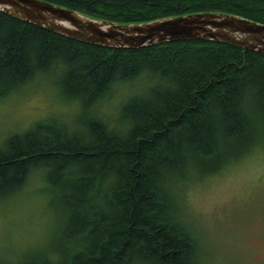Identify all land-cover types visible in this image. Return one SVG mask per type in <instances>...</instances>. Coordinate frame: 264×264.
Masks as SVG:
<instances>
[{
	"label": "clouds",
	"instance_id": "1",
	"mask_svg": "<svg viewBox=\"0 0 264 264\" xmlns=\"http://www.w3.org/2000/svg\"><path fill=\"white\" fill-rule=\"evenodd\" d=\"M7 34L0 30V39ZM25 51L30 74L11 86L0 83V156L14 137L42 128L85 147L97 143L94 125L128 141L144 123L133 106L161 107L182 89L176 66L156 68L140 59L134 71L115 67L102 91L93 84L88 92L70 94L65 81L85 73L91 62L86 53L75 61L56 55L45 67L39 42H26ZM205 134L208 152L192 137H181L172 158L159 162L152 176L165 214L192 243L184 264H264V67L241 79L228 108L209 104ZM92 167L84 160L63 166L43 160L28 166L21 183L0 190V264H69L90 239L78 224L94 212L112 211L105 194L117 183L113 173L100 180L99 191L75 199ZM129 264L147 262L134 251Z\"/></svg>",
	"mask_w": 264,
	"mask_h": 264
},
{
	"label": "trees",
	"instance_id": "2",
	"mask_svg": "<svg viewBox=\"0 0 264 264\" xmlns=\"http://www.w3.org/2000/svg\"><path fill=\"white\" fill-rule=\"evenodd\" d=\"M93 18L119 24H140L157 19L214 12L238 15L264 24V0H46ZM0 83L11 86L30 74L25 43L39 42L40 64L56 55L69 61L86 53L90 64L83 75L73 73L65 81L71 94L88 92L94 84L102 91L110 72L121 65L134 71L143 59L153 67L176 66L182 89L164 98L162 106L131 109L144 123L128 141L108 137L94 125L97 143L85 147L65 142L52 128H42L9 142L0 156V190L23 181L29 165L55 160L63 166L71 160L92 164L90 175L77 189L75 199L100 190V180L109 173L117 176L114 188L105 194L112 208L109 214L94 212L78 224L89 242L69 264H129L134 251L147 264H184L192 243L184 230L165 214V202L154 191L155 166L171 159L181 137L190 136L208 152L205 114L212 101L225 108L241 79L253 69L264 67V54L217 42L186 40L139 49L108 48L80 42L0 11ZM239 123L233 125L238 129ZM55 138L54 141L50 138ZM210 154V153H209ZM11 173V174H10Z\"/></svg>",
	"mask_w": 264,
	"mask_h": 264
},
{
	"label": "water",
	"instance_id": "3",
	"mask_svg": "<svg viewBox=\"0 0 264 264\" xmlns=\"http://www.w3.org/2000/svg\"><path fill=\"white\" fill-rule=\"evenodd\" d=\"M0 11L59 35L108 48L139 49L200 40L264 54V24L234 14L202 12L119 24L46 0H0Z\"/></svg>",
	"mask_w": 264,
	"mask_h": 264
},
{
	"label": "rangeland",
	"instance_id": "4",
	"mask_svg": "<svg viewBox=\"0 0 264 264\" xmlns=\"http://www.w3.org/2000/svg\"><path fill=\"white\" fill-rule=\"evenodd\" d=\"M66 87V86H65ZM67 89V88H66ZM67 91L69 92V90L67 89ZM71 94V93H70Z\"/></svg>",
	"mask_w": 264,
	"mask_h": 264
}]
</instances>
